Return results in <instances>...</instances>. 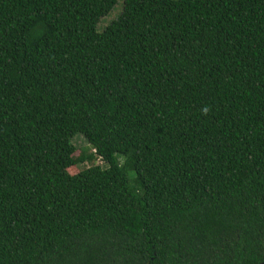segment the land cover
Instances as JSON below:
<instances>
[{"label": "trees", "instance_id": "obj_1", "mask_svg": "<svg viewBox=\"0 0 264 264\" xmlns=\"http://www.w3.org/2000/svg\"><path fill=\"white\" fill-rule=\"evenodd\" d=\"M118 1L0 0V264H264V0Z\"/></svg>", "mask_w": 264, "mask_h": 264}, {"label": "rangeland", "instance_id": "obj_2", "mask_svg": "<svg viewBox=\"0 0 264 264\" xmlns=\"http://www.w3.org/2000/svg\"><path fill=\"white\" fill-rule=\"evenodd\" d=\"M120 1L121 0H119L118 2H120ZM116 9H114L110 14L104 16L100 20V22H99V26L100 27H103L104 25H106L112 18H114L117 15V13L119 12V7H118V10H116ZM72 142L75 145V147H77L76 154L79 151H81V150H83L84 148L87 147V143H86L85 139L81 135H76L75 137H73ZM94 163H101V162L97 158ZM69 171H70V173H74L76 171V169L75 168H70Z\"/></svg>", "mask_w": 264, "mask_h": 264}]
</instances>
